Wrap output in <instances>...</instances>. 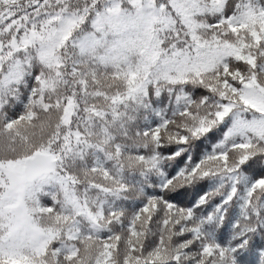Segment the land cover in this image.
<instances>
[{"label":"snow or ice","instance_id":"6c2138e0","mask_svg":"<svg viewBox=\"0 0 264 264\" xmlns=\"http://www.w3.org/2000/svg\"><path fill=\"white\" fill-rule=\"evenodd\" d=\"M0 264H264V0H0Z\"/></svg>","mask_w":264,"mask_h":264}]
</instances>
